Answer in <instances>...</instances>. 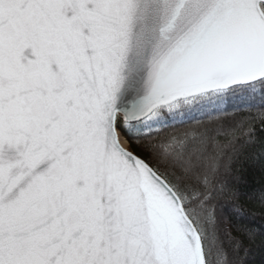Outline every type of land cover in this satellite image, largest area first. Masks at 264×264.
<instances>
[{
	"label": "snow or ice",
	"instance_id": "6c2138e0",
	"mask_svg": "<svg viewBox=\"0 0 264 264\" xmlns=\"http://www.w3.org/2000/svg\"><path fill=\"white\" fill-rule=\"evenodd\" d=\"M257 151L264 0H0V264H237Z\"/></svg>",
	"mask_w": 264,
	"mask_h": 264
},
{
	"label": "trees",
	"instance_id": "16d2710c",
	"mask_svg": "<svg viewBox=\"0 0 264 264\" xmlns=\"http://www.w3.org/2000/svg\"><path fill=\"white\" fill-rule=\"evenodd\" d=\"M241 176L253 191L258 192L264 185V155L259 151L241 161ZM237 264H264V231H261L255 242L247 247V253L243 260H237Z\"/></svg>",
	"mask_w": 264,
	"mask_h": 264
}]
</instances>
